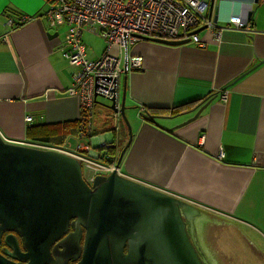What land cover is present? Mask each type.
I'll return each mask as SVG.
<instances>
[{
	"label": "crops",
	"instance_id": "obj_1",
	"mask_svg": "<svg viewBox=\"0 0 264 264\" xmlns=\"http://www.w3.org/2000/svg\"><path fill=\"white\" fill-rule=\"evenodd\" d=\"M215 8L218 27L198 29L204 46L138 40L130 47L143 67L122 77L133 138L118 170L195 209L185 220L201 256L215 264H264V0H214L213 16ZM45 11L44 0H0V135L72 151L80 104L68 92L66 26L51 29ZM232 16L251 30L226 26ZM209 96L211 104L199 113L204 102L195 104ZM191 103L180 115L146 119L145 109ZM110 113L103 104L95 107L98 144L93 137L89 155L116 166L129 137L121 118L116 130L110 125ZM43 129L64 144L34 140ZM102 142L115 147L100 149Z\"/></svg>",
	"mask_w": 264,
	"mask_h": 264
},
{
	"label": "water",
	"instance_id": "obj_2",
	"mask_svg": "<svg viewBox=\"0 0 264 264\" xmlns=\"http://www.w3.org/2000/svg\"><path fill=\"white\" fill-rule=\"evenodd\" d=\"M213 9L211 0L208 17L217 24L219 8L214 16ZM137 38L170 46L190 43ZM125 100L126 77L121 109L110 107L129 131L117 168L133 138ZM211 102H204L199 113ZM194 211L182 200L117 172L96 176L89 184L82 163L72 156L10 143L0 135V238L11 232L5 237L11 256L27 264H53L55 243L53 254L65 263L210 264L186 226ZM0 264L18 263L0 255Z\"/></svg>",
	"mask_w": 264,
	"mask_h": 264
},
{
	"label": "built area",
	"instance_id": "obj_3",
	"mask_svg": "<svg viewBox=\"0 0 264 264\" xmlns=\"http://www.w3.org/2000/svg\"><path fill=\"white\" fill-rule=\"evenodd\" d=\"M211 0H44L43 14L51 29L66 26L61 50L69 66L73 68L69 94L79 100L78 144L69 151L48 144L32 143L25 146L68 154L79 160L92 172V184L96 176L119 173L117 166L99 163L90 157L89 143L94 135V109L101 100L109 109L113 105L121 109L122 77L132 70L143 67V59L130 53V47L139 39H162L179 41L190 39L198 46H204L194 32L204 26L215 30L218 26L208 17ZM12 20L8 22L12 26ZM21 23H26L24 19ZM226 26L251 30L248 22L232 16ZM90 33L104 40L106 47L96 58H89L84 33ZM223 98H226L224 93ZM112 127L116 130L120 114L111 110ZM27 122L32 118L27 117ZM8 142V141H7ZM22 145V144H21ZM113 143L102 142L100 149H113ZM222 157V156H221ZM120 174V173H119Z\"/></svg>",
	"mask_w": 264,
	"mask_h": 264
},
{
	"label": "trees",
	"instance_id": "obj_4",
	"mask_svg": "<svg viewBox=\"0 0 264 264\" xmlns=\"http://www.w3.org/2000/svg\"><path fill=\"white\" fill-rule=\"evenodd\" d=\"M210 96L208 98H205L204 100H201L199 102H195V105H198L202 102H206L208 100H210ZM194 104H188V105H184L180 108H174V109H145V113L148 116H153V117H174L177 115H180V113H182L183 111H187V108L193 107ZM148 119V118H146ZM78 122H77V136H78ZM53 132L47 131L46 129H43L41 131V134H43L44 136L38 137V138H34V140H38L37 142H43V143H58V145L62 146L65 142L64 137L62 136H56L55 134H53ZM59 138V139H57ZM64 139V140H63Z\"/></svg>",
	"mask_w": 264,
	"mask_h": 264
},
{
	"label": "rangeland",
	"instance_id": "obj_5",
	"mask_svg": "<svg viewBox=\"0 0 264 264\" xmlns=\"http://www.w3.org/2000/svg\"><path fill=\"white\" fill-rule=\"evenodd\" d=\"M83 38H84V42L87 45V52H88L89 58H93V59L98 58L102 54V52L104 51V49L106 47V44H105L104 40L99 38V37H97V36H94V35H92L90 33H86V32L84 33ZM101 103L107 104V103H105L102 100H101ZM121 122H122V125H123L124 129L126 130L127 137H129V134H128V131H127V125H126V123L124 122V120L122 118H121ZM110 123H111L110 125L112 126L113 125L112 122H110ZM93 137L94 136H92L90 138V140H89L90 144H91V139ZM95 137H97V136H95ZM95 137H94V141H92V143H93V145L97 146L98 143H97V140H95L96 139ZM75 145H76L75 142H73V146H75ZM97 151H99V150H97ZM83 176H84V178L86 180H90V178L92 177L91 170H89L85 165L83 166ZM212 234L214 235L215 232L212 231Z\"/></svg>",
	"mask_w": 264,
	"mask_h": 264
},
{
	"label": "flooded vegetation",
	"instance_id": "obj_6",
	"mask_svg": "<svg viewBox=\"0 0 264 264\" xmlns=\"http://www.w3.org/2000/svg\"><path fill=\"white\" fill-rule=\"evenodd\" d=\"M70 232H71V230H70ZM9 234H11V232H4L0 238V255L4 256L5 258H7L11 261L18 263V264H27V261L19 260L17 258H13L11 256V254H13L12 250L5 243V237ZM16 237L19 241V245H20V249H21L22 253H25V250L23 249L21 238L18 235H16ZM55 245H56V243L51 247L52 257L54 258V259H52L51 263H53V264H76L78 262V260H71V261H68L65 263V261L62 260L61 258H56L53 254V248ZM205 259H206V257H205Z\"/></svg>",
	"mask_w": 264,
	"mask_h": 264
},
{
	"label": "bare ground",
	"instance_id": "obj_7",
	"mask_svg": "<svg viewBox=\"0 0 264 264\" xmlns=\"http://www.w3.org/2000/svg\"><path fill=\"white\" fill-rule=\"evenodd\" d=\"M191 217V216H190ZM193 218V217H192ZM191 221H192V219H191ZM210 258V257H209ZM207 256H206V260L210 263V264H215V262L214 261H212V259H209ZM211 260V261H210Z\"/></svg>",
	"mask_w": 264,
	"mask_h": 264
}]
</instances>
